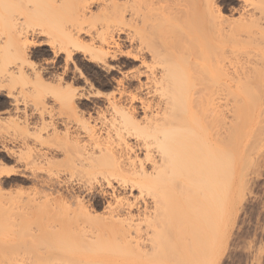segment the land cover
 <instances>
[{"label":"bare ground","instance_id":"obj_1","mask_svg":"<svg viewBox=\"0 0 264 264\" xmlns=\"http://www.w3.org/2000/svg\"><path fill=\"white\" fill-rule=\"evenodd\" d=\"M1 1L3 0H0V2ZM57 1L58 0H52V4L48 7V9H46L49 15L52 14V16L56 18L62 12H68L70 10L60 9L59 5L56 4ZM147 1L152 2L153 0ZM254 1L255 2L251 4L253 7L252 12L255 14L258 13V16L255 17V14H253L254 17L253 19L250 17L251 20L249 18V20H246V18L243 20L241 19L240 21L233 20L230 22L228 30L224 31L226 28H223V24H225V22L227 23L228 21L227 19H223V16L219 14L216 4L215 6L212 5L213 0H172L175 6L172 12H170L171 10L169 9L171 14H168V16L163 19L162 25L155 23V27L153 23H150L151 26L148 23L147 26L149 25L150 27L147 30L149 32L145 30V28H147L145 27L146 24L143 26L145 27L144 30L146 32H141V29L143 28H139L141 34L138 31L141 36L138 37L140 48L138 50V55H133V57L136 59L137 57L142 58L150 56L153 59L159 61V64H157L160 65L159 69L158 66L155 68L153 66L154 64L152 66H146L149 68H147L148 72L145 71V74L148 73L147 78L150 79V85L148 88L150 92H154L153 95L156 97L155 101L151 102L145 100V102H143L140 101L143 99L141 97L142 95L140 96L142 99L139 97L140 100L137 99L138 96L136 97V100L142 102L143 107L141 105L140 107L144 108V116L141 119L142 121L135 119L136 117L134 118V113H131V109H128V111L131 110L129 113L128 111L125 112L124 108L123 111L122 109H117V107L114 108L116 113L119 115L116 117L119 123L112 125L114 126V128L112 127L114 132L111 131V127H109V129L107 127L108 130L111 129L110 131L112 134L109 133L107 135V130L106 139L98 138V134L94 136L93 134L89 135L87 133L88 137L86 140H84V142L78 143L80 142L79 140L75 143L72 142V145L71 143L68 144L71 145L70 149H64L65 146L59 144L62 146L60 147L58 143L53 144L55 145L54 147L52 145L55 152H58L60 148L64 152L66 159L61 163L58 161H53L51 163L49 159V153H51L50 149L52 148L48 138L50 137V133H48V127L51 126V120L49 121L48 119L49 117L53 118V110L51 109L52 106L49 105V102L50 99L53 98L54 102L59 101L60 103L62 102L61 104H66L61 106L67 107L70 105V107L73 108L74 105L72 107V104H67V102L70 100L72 101L74 94L75 96L77 95L74 92L76 90H73L68 86V88L65 87L64 89L60 81V76L58 77L59 81H57V83L50 84V81L42 79L41 73L37 74L34 79L35 84H33L34 86L32 90L31 88L30 90L33 92V94L36 93L35 97L38 98L37 95L39 93L42 98H39V100H41V118L43 119V123L40 124V130L46 131V140L44 142L46 146L41 155L43 169L46 174L44 179L45 187L51 184L49 182L50 173L54 172V175H57L59 171L62 172V170H64L70 174L69 179H71V176L74 174V176H77H75V178L79 177L78 182H82L83 184H91V182L97 180V178H102L103 180L106 179L109 184L110 178L112 179L113 177V179H119L121 184L120 186L125 188H137V192L141 198L137 200L135 197L136 199L134 198L132 201L118 199L115 206L109 207V216L106 220H104L90 216L85 210H82L81 208H78L77 210H70L66 208V204V207H64L63 201L65 199L62 198L61 195L50 197L49 192H43V200H41V202L39 201L40 203L37 202V204L39 203V207L36 205V207L32 208H36L35 211H37V214H39L40 212L38 211L42 209L40 210L42 211V215L50 222L46 225L49 226V234L55 237L56 244L52 243L53 246L51 247L43 246L41 247L43 250L39 248V242L38 240H35V238L32 239L31 243L29 242L30 247L27 246L28 244H23V251L25 253L27 251V253L22 254H32L28 256L31 260L28 264H74L71 263L72 259L74 260V257L75 259L79 257L76 255H82L84 253L87 255V257L85 256L86 259L82 258L81 260H86L85 264H128L125 263L126 261H129V264H161L164 262L163 257L166 256L165 260H168L167 258L171 256V254L174 255L179 253L182 257L186 256L187 248L185 245H173L172 243L169 245V240H165V245H169L170 250L173 248L172 253L170 254V251L168 252L169 248L167 247L169 246L163 245L164 249L166 247V251L163 250V252L162 248H160L162 253L161 251L156 250L157 253L159 251L160 255L158 256L155 252L157 257L153 260V257H150L149 259L148 256H153L152 251H154L155 248L159 246L153 239L152 235L155 236L157 234L160 237L162 236L161 233H163L165 229L167 230L168 228L179 224L186 225L189 224V222L192 223V225L199 226V219L197 218L199 215L203 214L201 212L205 210L209 211V209L212 211L213 207L214 209L217 208L218 205H213L209 198L213 196L215 197V195H217L220 191L223 192L226 190V188L224 189V185L227 183V179L229 180L230 176H232L233 170L231 169L233 168L232 166H234H230L233 160V158L231 159L232 151L230 152V150L233 148V146L235 148L239 147L244 142V138L246 132L249 130V127L251 125L255 126V123L258 122V116L260 114L261 107L264 104V0ZM114 2V0H111L110 5H112L113 9L116 10L119 7L117 2ZM132 4L127 6L132 7ZM203 5L206 7V11H204ZM125 7L123 9H125ZM121 8L116 11H120ZM6 9V11H10L9 8ZM1 12L2 11H0V14ZM83 16L85 17V13H83ZM50 19L52 20V17ZM186 21L187 23L189 22L187 26L184 25L186 24ZM82 22L85 21L82 19ZM82 22L80 24H82ZM80 24H75V27L73 26L74 30H76L75 34H73L71 30H68V32L66 31L63 33V35H65L63 36L65 37L63 40L49 42V46L52 47V51H54L56 54V62L58 63L60 60H64L63 64H65V67L63 68L64 70L62 73L64 75H68L69 73V62H71L74 57L80 59L79 57L81 56V53L88 56L89 59H96L101 63L105 62V56L107 54L106 51L100 48H95L91 43L85 45L81 41L80 33L83 28L80 26ZM151 27L154 29H150ZM23 28L24 27L22 26L20 28L18 27V32L24 33L22 32ZM89 32L90 30L88 33ZM150 34L154 36H151ZM96 37V35H90L89 40H96ZM151 37H156L155 39L157 40L155 41V39H152ZM99 38L102 41L105 40L102 35H100ZM156 42H158L159 45L164 48L163 53L162 51H159V47L156 48ZM24 48L25 43L19 41V47L15 48L14 52L16 54V58L20 61L18 65L19 67L15 71L19 76H22V66L26 61V53ZM226 52L229 54V58L227 57V60H229L231 69H229L227 66L225 67L222 63L227 56ZM56 62L55 64H57ZM15 72L8 71L7 69L1 75H4L5 79L7 78L11 81L15 78L13 75ZM216 77H244L245 79V82L243 83L236 82L237 84H235V88L233 87V90L232 86L230 87L232 91L231 95L235 98L233 99L236 103H234L235 106H233L234 119L232 118L233 121L232 123L230 122L231 128L229 135L231 139H229V141H232H230L229 144L232 142L233 145L232 148L229 145L231 149H229L227 144V142H229L228 139L227 142L224 141L225 143H223V140L221 139V142L219 139L220 137L218 138L219 131L216 129L218 131L217 133L216 130H213L215 127L218 128L217 124L220 123V115L218 116V110H216L218 105L217 107L216 105H213L214 107H211L210 109H208L209 107L207 108L209 111L212 109L216 110V114L213 110L208 114L207 112L209 111L206 110L207 112H205L207 105H210L209 103H214L215 97L217 96L216 93L218 89L216 91L215 87ZM73 82H77V80ZM122 89L124 91V87ZM123 91H120L119 95H123ZM229 93L231 92L229 91ZM133 94L135 95V93ZM134 98L135 97H131L129 100H134ZM109 100L110 99H108L107 103L109 105L111 104V109H113V106H116L115 102H109ZM147 110H149L148 113H146ZM57 111L61 112L60 110ZM133 111H135V108ZM204 112L211 117V113L213 112V118L209 119L212 120L211 123L213 124L214 128L208 121L210 125L209 127L215 131L213 136V131L210 128L209 133H212L213 136H210L211 138L207 137L208 135H205V131L207 129H205L206 127H204L203 123H207L205 119L207 120L208 116L206 118L205 115L204 119ZM77 118L79 119V117ZM5 120L6 121L3 123L7 124L6 126H13V129L4 126V124H2L3 126L0 125V129L1 127L3 130L10 128V131L12 130L13 134L15 130L18 135L26 134V132L29 130L28 127H26V121H24L22 125V121L19 123L13 118L9 119L8 121L5 118ZM109 122L112 123L110 120ZM252 126L251 130L253 129ZM85 128L86 131H94L92 130L93 128L91 130L89 127ZM54 130L53 134L51 135L53 138H57V129L55 132ZM65 134H70L69 130H67ZM127 134L136 136L135 139L137 140V146L141 147V149H144V162L143 160L142 162L139 160V163H136L138 160L133 161V158L136 156L132 158L133 160H130L131 158L128 156L129 153L127 151L130 153L133 152H131V146L126 143L127 141L125 142V135ZM15 135L16 134H14L13 137H17V135ZM52 136L50 138H52ZM111 136L114 138L115 136L117 137V143L115 142L116 144H114L113 138ZM224 145H227L225 146V149H229L226 152L222 150V148H224L222 146ZM221 154L223 155V158ZM227 155L229 156L231 162L230 164ZM224 156H227V159ZM221 159L223 160L219 162ZM225 162L227 165H229L227 166ZM78 172L79 175L77 174ZM119 180L117 181L119 182ZM230 180L228 181L229 183H227V186L231 183ZM1 184L5 183L1 181L0 186H2ZM175 192H179L180 196L175 197ZM222 192H220V194H224V192ZM144 195L148 196L151 201L148 200L147 197L145 198ZM20 196V194L13 196L11 194L6 195L5 192L3 194L0 190V200L2 201L4 198L5 200L7 199L6 204L8 205H5V207L10 205L11 209H13L12 206L14 205V202L12 201H14L16 197ZM220 196L222 197L224 195ZM8 200H11L9 202L12 203H8ZM1 204L4 206V201H2ZM139 205L142 207L141 211H137V213L133 215L131 213L132 207L135 206L140 209ZM210 205L211 208H209ZM2 206L0 205V210L4 209L5 213H8L9 211L10 215L13 214V211H10V208H7L6 210V208H3ZM222 207L223 206L221 205V208ZM182 209H187V211L189 209V212H181ZM217 210H219V207ZM221 210H223V208ZM5 213H3L4 217ZM212 213H215V211H212ZM212 215L211 217L213 220H210L213 222L215 220L214 216L216 214H214V216ZM2 217L0 218L1 220L3 219ZM220 217H222V215ZM210 225L213 226L214 224L211 223ZM62 231H64V236L67 232L68 234L66 233V237L69 236L71 239V235L73 236L75 234L83 238L80 239L81 242L78 241L77 243L71 242L69 238L67 240L70 242H59L57 237L61 236L60 234ZM207 231H211V229ZM197 232L199 233L201 230H197ZM195 235L197 236V233H195ZM159 241L162 242L163 240L161 241V238H159ZM102 244L103 247H105L106 244L109 245L107 246L109 250L107 249L104 251V248L101 249L102 247L100 246H102ZM159 244L161 245V243ZM20 246L21 245H19V243H5L3 245V250H6L5 258L8 261H17L20 259V261H22L21 263L25 264L26 260L23 255L19 257V254H16L17 251L21 252L19 249ZM26 246L27 248H30L29 250L32 252L26 249ZM107 247H105V249ZM17 248L19 250H16ZM174 249H177L175 253H173ZM189 252L190 250L188 248L187 253L189 254ZM113 253L116 255L122 254V256H119L120 258H118V256ZM163 253L165 256H163ZM167 254L170 255L167 256ZM190 256L187 255L186 258L194 257V254L191 257ZM196 256L197 257L195 258H198V252ZM137 257L144 259L135 261ZM177 257L178 256L175 258ZM132 258L134 261H132ZM170 258L171 257H169V259ZM194 259L191 261L193 262ZM179 260L181 261V259ZM195 261L197 260L195 259ZM174 262L177 263L178 261ZM197 262V264H199V261Z\"/></svg>","mask_w":264,"mask_h":264},{"label":"rangeland","instance_id":"obj_2","mask_svg":"<svg viewBox=\"0 0 264 264\" xmlns=\"http://www.w3.org/2000/svg\"><path fill=\"white\" fill-rule=\"evenodd\" d=\"M114 1L117 2L119 7L118 9H120L122 6L125 7L126 5L125 9H123L124 7H122L120 11H116L118 9L115 10L113 9V6L110 5L111 0H58L56 4L59 5L60 9L70 10L68 12H62L59 16H57V18L52 16V14L49 15L46 10L52 4V0H3L0 2V11H2L0 14V83L2 85H0V125H7L3 123L6 121L5 118L7 119V121L13 118L14 120L16 119L19 123H21L20 121H22V125L23 122L26 121V127H28L29 129L26 134L22 135H18V133L14 130V134H16L17 137H13V131H10V128L13 129V126L10 127L11 125L6 126L10 127L9 129H5L6 127L4 128L5 130H3L2 127L0 129V182L2 181L5 183L1 184L2 186H0V190L3 194L5 192L6 195H21L20 197H16V199L12 201L14 202V205L12 204L13 209H11L10 205L8 207H5V205H8L6 204L7 199L5 200L4 198L2 200L5 203L3 204L4 206H2V201L0 200V205L3 208H6V210L7 208H10V211H13V214L11 213L12 215H10L9 211L8 213H5L4 209L0 210V215L5 213V217L3 214L1 215V217L3 216V219H0V264H16V262L17 264H23L19 259V257L22 255L26 260L25 264L30 263L31 260L28 256L32 254H22L25 253L23 251V244H28L27 246H29V242L31 243L32 239L34 238L35 240H38L39 248L43 246L51 247L54 243L56 244L55 237L49 234L50 229L49 226L46 225L50 222L42 215V211H40L42 209L38 211L41 214H37V211H35L36 208H32L36 207V205L37 207H39V203L41 202V200H43V192H49L50 197L61 195V197L65 199L63 201L64 207L67 206L66 208L70 210H77L78 208H81L82 210H85L90 216L99 219L101 218L104 220H106L109 216V207L115 206L118 199L132 201L135 197L137 198V200L141 198L137 192V188L135 189V187H122L120 186L121 184L119 179H113L112 177V179L110 178L109 184L106 179L105 181L102 178H97L98 181L95 180L92 181L91 184H83L82 182H78L79 177L75 178L76 175L74 176V174V177L71 176V179H69L70 174H68V172L64 170H62V172L59 171L57 175H54V172L50 173L49 182L51 184L45 187L44 179L46 174L43 169L41 155L46 146L44 144L46 140V131L40 130V124L43 123L40 112L41 100H39V98H41V95L38 93L37 98L35 97L36 93L33 94V92L31 91L34 86L33 84H35L34 79L38 73L42 74V79L50 81V84L57 83V81H59L58 77L60 76V81L64 89L65 87H71L73 90H76L74 92L77 94V97L74 94L72 99V101H74L72 102L70 100L71 102H67V104H72V107L74 105L73 108H71L70 105L67 107H63L61 105H64L65 103L61 104L62 102H54L53 98L50 99L49 105L52 106L51 109L53 110V118L49 117V119H47L49 121L51 120V126H54L55 130L57 129L56 132H58V137L53 138L51 134H53L54 127H48V133H50L49 136H52V138L48 137L52 148L50 149L51 153H49V159L51 163L53 161H58L61 163L66 159V156L61 148L58 152H55V150L53 149V147L55 146L53 144L55 143L65 146L64 149H70V146L73 144L72 142L75 143L79 140L80 142L78 143L84 142V140L87 139L88 134H93L94 136L98 134L97 137L100 139H106L109 133L112 134V132H114V126L112 125H115V123H119L118 119L116 118L119 115L114 109L116 107L117 109H122V111L125 109V112L128 111V109H131V113H134V118L136 117L135 119H138L139 121L142 119V117L144 116V108H142V102H139L140 98L142 97L144 99L143 100L141 98L142 100H140L143 102H145V100L154 102L156 98L153 95L154 92L151 91V93L148 88L150 85V79L147 78L148 73L145 74V71L148 72L147 68L149 67L146 66H152L154 64L153 66L155 68L158 66L159 69L160 65H158L159 61L153 59L150 56L142 58L137 57L136 59L133 57V55H138V50L140 48L138 37L140 36L141 32H149L147 29L151 26L152 23L153 25H155V23L162 25L163 19L166 18L168 14H171L170 12L173 11L175 5L172 0H153L152 2H149L147 0ZM254 2V0H213L214 4L212 3V5L215 6L216 4L219 14L223 16V19H227L228 22H225V24H223L224 27L222 26L224 29L226 28L224 30L226 31L229 28L230 22L233 20L240 21L241 19L243 20L245 18L247 20L248 18L250 19V17H252L253 19V14L255 13L252 12L253 7L251 4H253ZM131 4L132 7L127 6ZM203 7L204 11H206V7L204 5ZM6 8H9L10 11H6ZM169 9L171 10L170 12ZM82 12L85 13V17L83 16ZM256 16H258V13L255 14V17ZM51 17L52 20L50 19ZM81 18L85 22H82ZM81 22L82 24H80ZM148 23L150 26H147ZM185 23L186 24L184 25L187 26L189 22L187 23L186 21ZM75 24H80V26L83 28V30L81 31L82 34L80 33V39L83 44L86 45L88 43H91L95 48H100L106 51L107 54L105 56V62L101 63L96 59H89L88 56L81 53V56L79 57L80 59L74 57L75 59L73 58V60L69 62V73L68 75H64L62 74L64 70L63 68L65 67V64H63L64 60L62 59L58 63L56 62V54L54 51H52V47L49 46V42H57L63 40L65 38L63 37L65 36L63 35V33L66 31L68 32V30H71L73 34H75ZM21 26L24 27L22 31L24 33L18 32V27L20 28ZM85 28L87 30L90 28V32L88 33L89 30L87 31ZM139 28H143L141 29V32L139 31ZM144 28L146 31L144 30ZM150 29H152V27ZM138 31L140 34L138 33ZM96 33L99 35V37L100 35H102L105 40L102 41ZM90 35H96L97 39L89 40ZM150 35L154 36L152 34ZM151 38L155 39L156 37ZM156 40L157 39H155V41ZM19 41L25 43L24 49L26 53V61L22 66V76H19L17 72H15L20 63V61L16 58V54L14 53L15 48L19 47ZM156 46V48L159 47L158 49L160 52H164V48L159 45L158 42H156ZM228 56L229 54L227 53V56L222 63L225 67L227 66L229 69H231L229 60H227ZM55 62L57 64H55ZM7 69L8 71L15 72L13 74L15 78L14 80H11L12 82L7 78L5 79L4 75H1ZM75 80H77V82H73ZM215 82L216 91L218 89L217 93L215 92L217 96H214V103H209L210 105H207L205 112L209 111L207 110L208 107V109H210L211 107L213 108L215 105L217 107L218 105L216 110H218V116L220 115V123L217 124L219 129L215 127V129L213 130L217 129L219 131V135L217 134L218 138L220 137L219 139H222L223 143H225L227 142V139L228 141L229 139H231L229 135L231 128L230 125L233 121L232 118L234 119L233 106H235V98L231 95L232 91L230 87L232 86L233 90L235 88V84H237L236 82L243 83L245 82V79L244 77H216ZM123 87L124 91L122 89ZM120 91H123L125 94L123 93V95H119ZM229 91L231 93H229ZM133 93H135V95ZM152 95L154 98L152 97ZM137 96V99L139 100H136ZM131 97H135L134 100L130 99V101L129 98ZM108 99H110L109 102H115L116 106H113L114 110L111 109L112 105L110 104V106L107 103ZM140 105L142 107H140ZM134 108L135 111H133ZM57 110H60L61 112ZM131 110H129L128 112L130 113ZM216 110H213L215 114ZM148 111L149 110H147L146 113H148ZM211 111L207 112V114ZM205 112L203 115L204 119L205 115L206 118L208 116L207 120L205 119L207 123H203L204 127H206L205 129H207L205 131V135H208L207 137L211 138L215 133V131H213L212 128L209 127V123H211V119L213 118V112L211 113L212 117L205 114ZM77 117H79V119ZM258 118V122L255 123V126L251 125L253 129L251 130V126L249 127V130L247 129L248 132H246L244 142L239 147L235 148L232 145V142L231 144H229L232 140L227 142L228 146L230 145L231 148L233 146V148L235 149L234 150L232 148L234 150L233 151L229 146V149H231L230 152L232 151L231 154L233 156H231V159L233 158L232 163L234 164L230 162L229 156L227 155L229 164L231 163L230 166L234 165L232 166V169L230 168L231 170H233L232 176H230L231 173L229 175L230 178L232 177L231 180L228 177L231 183L227 186V183H229V180L227 179V183L225 182L226 184L224 185V189L226 188V190L223 191L224 194H220V192H222L220 191L217 195H215V197L213 196L209 198L210 202L213 203V205H218L217 208L219 207V210H217V208L214 209L213 206L212 211H215V213H212L211 209H209V211H206L205 209V211L202 210L203 212L201 213L203 214L199 215L197 218L199 219V226L192 225V223L189 222V224L186 225L179 224L170 227L167 230L165 229V231L161 233L162 236L160 237L157 234L155 236L152 235L153 239L159 246L156 247L154 251H152L153 256H148L149 259L150 257H153V260L157 257V255L159 256V251H161L160 248H162V251H166V247L165 249L163 248V245H165L164 241L169 240V245L171 243L173 245L182 244L185 245L187 251L189 248L190 252L188 254L186 251V256H192L194 254V257L190 256L192 259L197 257L196 255L198 252V258L195 259L199 261V264H264V104L261 107ZM109 120L112 121L113 124L110 123ZM211 126H213L212 123ZM85 127H89L90 130L93 128L92 130L94 131H89L88 128L87 130L91 132L89 133L88 131H86ZM107 127L108 129L109 127H113L112 130L110 129L112 132L108 130ZM210 128L213 131V136L212 133H209ZM67 130H69L70 134H65ZM107 130L108 133L106 135ZM217 130L216 132L218 133ZM81 135L83 138L81 137ZM112 138L114 144H116L117 137L115 136V138ZM135 138L136 136L134 135H125V142L127 141L126 143L131 146H129L132 150L130 151L133 152L130 153L129 151H127L130 154H128V156H130V160H138L136 161V163H139V160H141L140 162H142V160L144 162V149H141V147L137 146V140ZM70 143L71 145H68ZM225 146L227 145L222 146L224 147L222 148L224 152L229 150L227 148L225 149ZM222 154L221 156L223 158ZM134 156L136 157L133 158ZM227 156L224 157L226 158ZM222 160L223 159H221L219 162H221ZM77 174L79 175V172ZM117 180H119V182ZM220 195H224L225 197H221ZM144 196L145 198L147 197L148 200H150L148 196ZM174 196H180L179 192H175ZM11 200H8V203H12L9 202ZM37 202L39 203L37 204ZM78 205H80L81 207ZM221 205L223 206V210H221ZM139 206L140 209L135 206L132 207L131 213L133 215H135L137 211H141L142 207L141 205ZM209 208H211V205L209 206ZM183 211H187V209H182L181 212ZM188 212L189 209L187 213ZM214 214H219L220 216L222 215V217L218 215L220 217L219 218L216 215L214 216ZM211 215L215 218L213 222ZM211 223L214 225H210ZM210 229L211 231H207ZM197 230H201V232L198 233ZM62 232L60 234L61 236H59L58 234L59 237H57L59 242H68L69 240L67 239L69 238L71 242L77 243L78 241L81 242L80 239L83 238L79 237V235L77 234L72 236L69 233L72 237L71 239L69 236L66 237L67 232L65 233V236L64 231ZM195 233H197V236L195 235ZM159 238H161V241H163L160 242ZM7 242H14L16 244L19 243V245H21L19 247L21 252H16V250H19L18 248L15 250L16 254H19V260L8 261L5 258L6 250H3V245ZM159 243H161V245ZM103 244L100 247H102L101 249L104 248L105 251L108 249L107 246L109 245H107L108 243L106 244V246L104 245L105 247H107L105 249V247H103ZM27 246L26 249L29 250L30 248H27ZM167 248H169L168 252L170 251L171 254L173 248H171V250L170 246ZM41 250H43V248H41ZM156 250H159L158 253ZM175 251H177V249H174L173 253H175ZM155 252L157 253V255ZM84 254L76 255L79 256L77 257L78 259H75L74 257V260L72 259L71 263L85 264L86 260H81L82 258L86 259L87 255ZM170 254H167V256H169ZM174 255L178 256V259L175 258L176 256ZM174 255L171 254V256H169L171 258L169 259L168 257V260H165L166 256L163 253V256H165H162L164 258V262L157 263H198L197 261H195V259L192 262L191 258H186V256L182 257L179 253ZM116 256L120 258L119 256H122V254H118ZM137 258L135 261L144 259ZM179 259H181V261ZM132 261H134V259ZM174 261L178 262L175 263ZM125 263L129 264V261H126Z\"/></svg>","mask_w":264,"mask_h":264}]
</instances>
